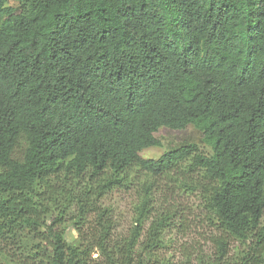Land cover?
I'll use <instances>...</instances> for the list:
<instances>
[{"label":"trees","instance_id":"16d2710c","mask_svg":"<svg viewBox=\"0 0 264 264\" xmlns=\"http://www.w3.org/2000/svg\"><path fill=\"white\" fill-rule=\"evenodd\" d=\"M0 264H264V0H0Z\"/></svg>","mask_w":264,"mask_h":264},{"label":"rangeland","instance_id":"374dc122","mask_svg":"<svg viewBox=\"0 0 264 264\" xmlns=\"http://www.w3.org/2000/svg\"><path fill=\"white\" fill-rule=\"evenodd\" d=\"M155 136L161 141L160 146H154L144 149L140 152L142 158L158 159L165 151L179 147L187 143H196L199 145L201 151L211 154L212 150L209 146L202 142L201 132L194 126H189L183 130H173L169 128H161L155 133ZM106 205H111L114 209V217L117 223L119 232H126L134 222V205L136 201L131 194H126L120 191H116L107 195V198L103 201ZM184 202L188 203L191 210L189 213L190 222L193 223V229L189 231L188 235L184 238H176L174 235V241L181 245L183 242L197 243L203 247L207 252H210L211 243L209 242V230L204 227L196 225L199 222V218L203 215L202 205L199 199L195 195H189L184 199ZM194 211V212H193ZM206 225V224H205ZM67 239L74 241L78 238V232L72 227L68 230ZM179 255V254H178Z\"/></svg>","mask_w":264,"mask_h":264}]
</instances>
